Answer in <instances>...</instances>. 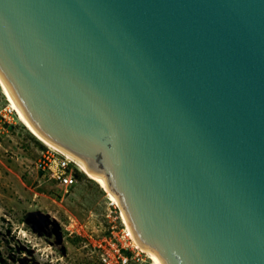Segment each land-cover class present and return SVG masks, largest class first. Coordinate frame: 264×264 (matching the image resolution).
Instances as JSON below:
<instances>
[{"label":"water","instance_id":"95a60500","mask_svg":"<svg viewBox=\"0 0 264 264\" xmlns=\"http://www.w3.org/2000/svg\"><path fill=\"white\" fill-rule=\"evenodd\" d=\"M0 79L162 264H264V0H0Z\"/></svg>","mask_w":264,"mask_h":264},{"label":"rangeland","instance_id":"374dc122","mask_svg":"<svg viewBox=\"0 0 264 264\" xmlns=\"http://www.w3.org/2000/svg\"><path fill=\"white\" fill-rule=\"evenodd\" d=\"M48 151L0 88V264H103V253L113 259L124 228L120 208L82 172L70 189L42 183L38 162ZM129 264L153 262L136 250Z\"/></svg>","mask_w":264,"mask_h":264},{"label":"built area","instance_id":"2783aa9c","mask_svg":"<svg viewBox=\"0 0 264 264\" xmlns=\"http://www.w3.org/2000/svg\"><path fill=\"white\" fill-rule=\"evenodd\" d=\"M78 172L80 170L75 162L71 161L66 155L54 150L48 151L38 162V179L42 183H52L59 188L70 189L77 185ZM123 226L121 237L116 238L117 243L112 245L115 251L113 259L110 258V255L103 253V264H129L136 250H139L134 245L126 225L123 224ZM126 250H131V252L126 253Z\"/></svg>","mask_w":264,"mask_h":264},{"label":"bare ground","instance_id":"6f19581e","mask_svg":"<svg viewBox=\"0 0 264 264\" xmlns=\"http://www.w3.org/2000/svg\"><path fill=\"white\" fill-rule=\"evenodd\" d=\"M0 88H1V91L2 93L4 94L6 100L8 101L9 103V106L10 108L17 114L20 122L25 126V128L38 140L40 141L41 143H43L44 145H46L47 147H49L51 150H54L56 152H60L62 153L61 151H59L58 149H56L55 147H53L52 145H50L49 143H47L46 141H44L43 139H41L39 137V135L30 127V125L22 118L19 110L17 109L11 95H10V92L9 90L7 89V87L4 85V83L2 82V80L0 79ZM64 154V153H62ZM65 155V154H64ZM67 156V155H66ZM71 161L75 162L80 170V172L84 173L89 179H91L92 181L96 182L102 189L103 191H105V193L107 194L109 200L111 202H113L116 206H118L121 210V216H122V219H123V222L124 224L126 225L127 227V230L128 232L130 233V236L133 240V243L134 245L141 251V252H144L146 253L149 258L152 260L153 264H162L161 261H160V258L159 256L155 255V254H152L150 253L149 251H147L146 249H144L143 247H141L138 243V241L136 240L135 236L133 235L130 227L128 226L127 224V221L124 217V214L122 212V209L116 199V197L112 194V192L106 187V184H105V180H104V177H100V178H97V177H92L90 176L89 174L86 173V171L82 168V166L79 164V162H77L76 160L70 158L69 156H67Z\"/></svg>","mask_w":264,"mask_h":264}]
</instances>
